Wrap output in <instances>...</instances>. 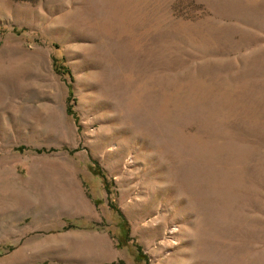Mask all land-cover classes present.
Segmentation results:
<instances>
[{
    "label": "rangeland",
    "instance_id": "1",
    "mask_svg": "<svg viewBox=\"0 0 264 264\" xmlns=\"http://www.w3.org/2000/svg\"><path fill=\"white\" fill-rule=\"evenodd\" d=\"M42 263L264 264V0H0V264Z\"/></svg>",
    "mask_w": 264,
    "mask_h": 264
},
{
    "label": "trees",
    "instance_id": "2",
    "mask_svg": "<svg viewBox=\"0 0 264 264\" xmlns=\"http://www.w3.org/2000/svg\"><path fill=\"white\" fill-rule=\"evenodd\" d=\"M69 226H72V225H69ZM69 226H67V227H69ZM42 264H47V263H42Z\"/></svg>",
    "mask_w": 264,
    "mask_h": 264
}]
</instances>
